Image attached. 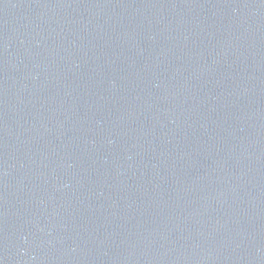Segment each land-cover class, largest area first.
<instances>
[{
  "label": "water",
  "instance_id": "water-1",
  "mask_svg": "<svg viewBox=\"0 0 264 264\" xmlns=\"http://www.w3.org/2000/svg\"><path fill=\"white\" fill-rule=\"evenodd\" d=\"M0 264H264V0H0Z\"/></svg>",
  "mask_w": 264,
  "mask_h": 264
}]
</instances>
